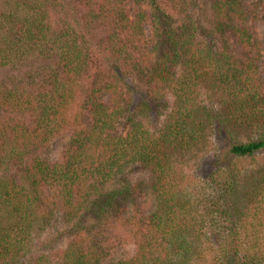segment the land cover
Returning a JSON list of instances; mask_svg holds the SVG:
<instances>
[{
  "label": "trees",
  "instance_id": "16d2710c",
  "mask_svg": "<svg viewBox=\"0 0 264 264\" xmlns=\"http://www.w3.org/2000/svg\"><path fill=\"white\" fill-rule=\"evenodd\" d=\"M260 25L264 0H0V264H264Z\"/></svg>",
  "mask_w": 264,
  "mask_h": 264
},
{
  "label": "rangeland",
  "instance_id": "374dc122",
  "mask_svg": "<svg viewBox=\"0 0 264 264\" xmlns=\"http://www.w3.org/2000/svg\"><path fill=\"white\" fill-rule=\"evenodd\" d=\"M258 31L260 33V36L264 39V26L260 25L258 27ZM19 78L20 75L18 73L12 72L10 70L0 71V84L10 85L13 84V82H16ZM65 144H66L65 140H60L55 143L52 153L53 157L58 158L60 156ZM65 244H66V240L60 243V241H58L56 238V234L54 233V230H50L43 237H41L40 240H38L36 253H48L49 255H53L54 253L59 252L62 245ZM130 252L131 251L128 248L117 250V252H114L110 260L116 261L117 259L122 258L125 255L129 254Z\"/></svg>",
  "mask_w": 264,
  "mask_h": 264
}]
</instances>
